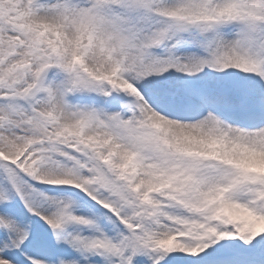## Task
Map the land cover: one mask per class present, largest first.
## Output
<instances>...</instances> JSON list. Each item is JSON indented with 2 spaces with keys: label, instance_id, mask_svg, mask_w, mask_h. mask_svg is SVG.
<instances>
[{
  "label": "snow or ice",
  "instance_id": "obj_1",
  "mask_svg": "<svg viewBox=\"0 0 264 264\" xmlns=\"http://www.w3.org/2000/svg\"><path fill=\"white\" fill-rule=\"evenodd\" d=\"M0 264H264V0H0Z\"/></svg>",
  "mask_w": 264,
  "mask_h": 264
}]
</instances>
